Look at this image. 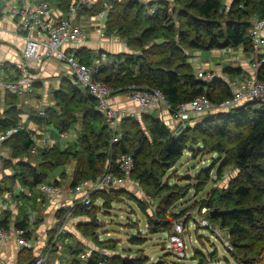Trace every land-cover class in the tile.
<instances>
[{
  "label": "trees",
  "instance_id": "16d2710c",
  "mask_svg": "<svg viewBox=\"0 0 264 264\" xmlns=\"http://www.w3.org/2000/svg\"><path fill=\"white\" fill-rule=\"evenodd\" d=\"M61 1L70 8L72 0ZM103 2L99 1L95 12L102 9ZM154 5L156 11L152 13ZM254 15L264 16V0H233L228 8L223 0H174L172 3L161 0L149 4L138 0L115 1L108 15L106 33L124 39L135 53L110 55L114 59L112 64L105 63L96 77L111 86L114 90L112 96L129 94L136 88L144 87L161 90L172 111L203 94L212 103L221 104L232 97L227 82L218 76L210 82L199 79L188 62V52L243 46L246 52L252 53L250 29ZM224 71L233 78L242 69L227 67ZM257 76L264 80V57ZM6 98L7 104L12 106L3 113L0 111V130L18 125L22 118L21 111L14 106L18 96L7 93ZM56 98L60 114L54 108H47L44 118L35 113L31 116L39 124H53L62 132L69 131L81 118V134L72 146L66 149L53 146L37 156L31 154L29 132L21 131L10 138L5 145L10 148L11 158L5 161V167H13L16 171L12 177L13 184L19 181L30 190H35L41 183L61 184L68 178V165L75 161L71 187H76L110 169L119 173L117 158L129 154L135 163L132 176L147 192L161 188L167 171L188 149L202 144L211 152L218 153L220 159L214 161L212 168L202 172L204 178L197 188L208 183L210 173L217 164L220 163L219 175L226 165H234L238 176L231 180L229 190L220 192L217 197L211 195L209 207L218 209L212 212V218L229 231L233 243L242 244L246 238L249 243L243 246L247 254L259 259L264 244L257 246L254 242H262L264 238V104L249 102L229 111L203 114L180 132L171 129L155 114H143L140 119L126 117L121 122V140L112 145L111 132L95 109L96 100L92 96L70 83L63 84ZM209 135L217 139L216 143L210 144ZM32 158L36 164L30 162ZM61 169L63 172L59 174ZM122 188L93 194V205L101 201L102 205L110 208L106 195ZM164 201L165 210L157 212L160 226L167 225L166 209L173 204L169 195ZM34 204L32 209L38 205ZM221 205L222 210H219ZM89 210L78 208L75 218L88 215ZM65 214L66 211L60 212L58 218L63 221ZM184 215L185 211H182L175 218ZM28 217L27 214L18 226L29 228ZM8 221L9 218L0 222V226H7ZM150 222L157 224L156 220ZM82 227L77 225L79 231ZM138 239L134 236V243ZM69 252L76 257V262H73L76 264L82 249H73L69 245ZM23 256L20 264H32L35 260L29 250ZM101 259L100 254H94L87 264H97ZM240 262L251 264L244 259ZM123 264L130 263L125 261ZM226 264L229 262L226 261ZM261 264H264V259Z\"/></svg>",
  "mask_w": 264,
  "mask_h": 264
},
{
  "label": "built area",
  "instance_id": "2783aa9c",
  "mask_svg": "<svg viewBox=\"0 0 264 264\" xmlns=\"http://www.w3.org/2000/svg\"><path fill=\"white\" fill-rule=\"evenodd\" d=\"M15 4L7 6V13L17 19V31L24 34V46L21 57L18 62L19 76L13 80H0V88L3 92L14 94L18 97H27L34 93L37 79L34 71L40 69L46 60H53L58 64H65L72 75V84L78 89L86 92L96 100V110L102 115L106 125L111 132V144L115 145L121 140V122L126 117H132L125 109H120L111 102V96L114 90L111 86L96 76L106 62V55L100 54L92 63L84 62L77 54V51H69L71 45H82L88 40V32L81 25L75 23L80 5L92 6L98 4L100 0H80L70 7L68 17H61L55 14L49 0H15ZM18 1L22 3L19 4ZM118 0H104L102 9L91 19L97 22V35L104 36L106 29L105 20L108 18L112 9L113 2ZM156 11V7L151 10ZM250 38L252 42V75L245 78H226L232 97L221 104L214 105L206 94H203L191 101L182 103L177 111H172L165 94L161 90L151 89L149 87L136 88L128 96L129 99L139 106L143 113L157 114L158 118L166 121V112L175 120L178 130L186 129L193 124L200 116L215 108L217 111H229L235 107L249 102L264 104V80L258 78L257 73L263 62L264 57V16L254 15L251 18ZM196 76L203 81H213L217 75L215 72L199 71ZM35 114L45 117V110L42 102L39 103ZM36 132L19 122L18 125L6 130H0V148L10 151L5 143L21 131L29 132L32 142L31 154L38 155L42 151L50 150L53 147L52 138L48 128ZM63 139L70 138L69 131H59ZM117 169L119 173L108 170L102 175H98L92 180H84L76 187L71 185L64 187L65 184L41 183L35 189L39 194L38 205L35 209L31 208L28 213L30 220H36V212L43 207L46 201H53L64 194L71 197L68 204H61L57 207L54 214L56 223L51 227L52 237L48 239L43 252L35 257L32 264H49L50 259L56 249L62 247V241L69 243L73 237L75 228L73 220L75 211L78 208L89 209L93 206V194L101 190L118 189L131 185L136 190L142 189L140 182L133 178L134 159L129 154L120 155L117 160ZM109 164V161H108ZM4 162L0 157V171L5 173ZM8 175L13 177L16 171L13 167L8 168ZM1 175V178L5 177ZM15 190L5 188L0 194V218L5 216L9 221L7 226H0V264H7L2 254L5 246L13 245L19 251L29 250L35 247V240L32 236L34 223H30L29 228L18 226L13 212L17 207V194L26 191L19 181L16 182ZM20 192V193H19ZM66 211L64 220L58 218V214ZM201 225L207 228L208 222L205 218ZM184 224L177 222L174 224L173 231L169 235V245L173 253L183 255L186 253L187 246L184 241ZM61 240V241H60ZM92 253L82 251L78 255V260L87 264ZM107 259L102 258L97 264H106ZM19 264V263H18ZM28 264V263H26Z\"/></svg>",
  "mask_w": 264,
  "mask_h": 264
},
{
  "label": "rangeland",
  "instance_id": "374dc122",
  "mask_svg": "<svg viewBox=\"0 0 264 264\" xmlns=\"http://www.w3.org/2000/svg\"><path fill=\"white\" fill-rule=\"evenodd\" d=\"M201 61L204 70L215 67L208 64L215 63L208 51L202 52V58L196 63ZM213 104L218 105L215 102ZM216 111L215 108L210 109L205 115ZM209 138L212 140L211 145L216 143L215 137L209 135ZM219 156L204 145L195 144L167 171L161 188L147 190L148 194L143 188L135 190L128 187L108 193L106 196L110 208L96 201L88 215L74 217L73 249L86 250L92 255L98 253L109 264H123L125 261L130 264H226V261L229 264H242L240 261L243 259L251 264H261L264 249L259 259L257 256L254 259L243 246L248 242L246 238L243 239L244 243L234 244L229 231L212 218V212L217 208L209 207L210 197H217L220 192L230 189L231 180L239 174L234 165H226L219 175L217 171L220 163L217 164L210 173L208 183L197 188L204 178L202 172L212 168L214 161L220 159ZM62 172L63 169L59 174ZM168 195L173 204L166 209L167 225L160 226L157 212L165 210L164 199ZM222 207L219 206V210ZM182 211H185V215L175 218ZM203 218L208 222L207 228L201 225ZM150 220H156L157 224H152ZM177 222L184 224L183 236L187 249L183 255L173 253L168 240ZM78 224L83 226L81 232L77 228ZM134 236L140 238L139 241L134 243ZM254 243L257 246L264 244V238L262 242Z\"/></svg>",
  "mask_w": 264,
  "mask_h": 264
},
{
  "label": "crops",
  "instance_id": "0c3cea01",
  "mask_svg": "<svg viewBox=\"0 0 264 264\" xmlns=\"http://www.w3.org/2000/svg\"><path fill=\"white\" fill-rule=\"evenodd\" d=\"M138 1L143 4H149L161 0ZM164 1L172 3L174 0ZM232 1L233 0H223L227 8L230 6ZM18 2L19 4L22 3L21 1ZM49 2L56 15H59L61 17H68L70 8L65 7L63 1L49 0ZM75 2L76 0H72L70 7ZM15 3V0H0V80H13L18 78L19 76L18 62L20 60L21 52L24 46V34H21L17 31L18 20L6 12L7 6L9 4ZM96 7L97 4L92 6L83 5L82 7H79L75 23L85 28V30H87L88 32L89 37L84 44L71 45L67 49L69 51H77V54L86 63H92L100 54L106 55V64H112V60H114L110 57V55L134 54L135 52L128 46L124 39L120 38L117 35H108L106 33L108 18L105 20L106 29H104L103 31L104 36L97 35V22L91 19L96 13L99 12H95ZM153 7H155V5ZM83 8H87V10L84 11L85 9ZM202 52L204 51L188 52L190 54L188 62L189 64H191L195 74H197V72L199 71L215 72L218 77H222L226 81L229 73H226L224 69L227 67H234L237 69H242L241 73H235L234 77L236 78H245L252 75V53L246 52L243 46L229 47L225 49H213L211 51H208L212 55V59L215 61V63H208H211V65L215 66L214 68H210L209 71L204 70L201 67L202 61L201 63H196L202 58ZM208 64L205 65L207 66ZM33 73L35 75V78L37 79L34 93L27 97H18L17 102L14 105L21 111L22 118L20 122L25 123L30 130H34L36 132H40L43 131L42 129L48 128V132L50 133L52 138L53 146L66 149L69 146H72L81 134V118L76 124H73L69 128L71 139H63L59 135L60 130L53 124H39L31 115L35 113L40 102H42L44 110H46L47 108H54L57 113L60 114V105L57 103L56 94L60 91L63 84L72 83V75L65 64H58L53 60H46L42 64V67L35 70ZM83 93L86 92L83 91ZM6 94L7 93L3 92L0 88V111L2 113L5 111V109H9L12 106L7 104L8 101L6 98ZM111 102L118 108L127 110L129 113H131L132 117H136L137 119H139L142 114H151L149 112H141L139 110V106L135 102L130 100L128 94L126 93L111 96ZM155 115L157 116V114ZM165 116L166 121L164 122L169 125L171 129L177 130L178 132V128H175L177 127L176 122L172 119L170 113L166 112ZM10 154L11 151L0 148V157L4 162L3 169L6 170V176L3 178H1V175L5 173L3 172V170L0 171V194L5 188H10L11 190H15L16 188H18L17 183L13 184L14 182L12 181V177L8 175V168L5 167V161L11 158ZM27 159L28 158H26L25 160ZM30 162L32 164H36L34 160H30ZM75 165V161H72L68 165L67 172H69V177L63 180V183L65 184L64 187L68 188V186L71 185L72 174L74 172ZM125 187L135 189L131 185H127ZM25 189V192H19L20 194H17V207L13 212V217L16 218L17 223L26 218V215L31 211L32 205L34 203V206L38 204L39 194L36 189L30 190L27 187H25ZM70 200L71 197L67 194L54 199L53 201L48 200L46 201L45 205L43 207H40V209H38V212H36V220H30V218L28 217L29 223H34L32 236L36 244L34 248L29 249L34 257L40 255L43 252L48 239L53 236L50 229L56 223L57 217H55L54 214L57 211V207H59L61 204H68ZM4 217L5 216L1 217L0 221H3ZM61 244L62 247L54 251L52 255L53 257L50 259L49 264H73V262H76L74 260L76 259V257L69 252V245L73 246V242L70 241L69 243H64L62 241ZM25 253L26 250H24L22 253H19V251L13 245L5 246L2 249V254L6 259L7 264H20L21 259L24 258L23 255H25ZM76 264L84 263L78 260Z\"/></svg>",
  "mask_w": 264,
  "mask_h": 264
},
{
  "label": "water",
  "instance_id": "95a60500",
  "mask_svg": "<svg viewBox=\"0 0 264 264\" xmlns=\"http://www.w3.org/2000/svg\"><path fill=\"white\" fill-rule=\"evenodd\" d=\"M182 130V128H180L179 130H178V132H180Z\"/></svg>",
  "mask_w": 264,
  "mask_h": 264
},
{
  "label": "bare ground",
  "instance_id": "6f19581e",
  "mask_svg": "<svg viewBox=\"0 0 264 264\" xmlns=\"http://www.w3.org/2000/svg\"><path fill=\"white\" fill-rule=\"evenodd\" d=\"M23 98V97H22Z\"/></svg>",
  "mask_w": 264,
  "mask_h": 264
}]
</instances>
